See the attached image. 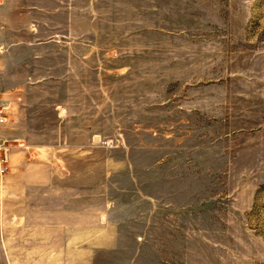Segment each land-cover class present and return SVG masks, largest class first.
I'll list each match as a JSON object with an SVG mask.
<instances>
[{"label":"rangeland","instance_id":"1","mask_svg":"<svg viewBox=\"0 0 264 264\" xmlns=\"http://www.w3.org/2000/svg\"><path fill=\"white\" fill-rule=\"evenodd\" d=\"M0 13L10 160L59 163L14 191L0 264H264V0Z\"/></svg>","mask_w":264,"mask_h":264},{"label":"crops","instance_id":"2","mask_svg":"<svg viewBox=\"0 0 264 264\" xmlns=\"http://www.w3.org/2000/svg\"><path fill=\"white\" fill-rule=\"evenodd\" d=\"M0 20H1V13H0ZM2 29L3 28L0 26L1 45H2L1 41L3 40V36H4ZM0 53H1V49H0ZM3 75H4V71L2 70L0 71V78L3 77ZM0 95L3 101H5V103L8 104L9 108H11L10 95L8 93L6 94V92H1ZM5 125L6 123L2 127V133L5 131L4 130L6 127ZM3 134L6 135L7 137L9 136L5 132ZM38 155L44 157V155H47V152L44 149H42L38 151ZM52 157L55 158V155H52ZM52 162L53 164H56L55 161ZM58 164H59L58 162L57 165H53V166L40 164L39 162L33 164L32 162L29 161H21V154H19L18 152L13 154L12 159L10 160L9 170L7 174L4 176L2 180H0V225L2 224L3 221L7 220V217L12 216L13 196H15L14 191H18L20 188L21 194L23 195L24 193H26L27 196L30 191V187H31L30 185L32 183V182L30 183V180L35 179L38 181L40 171L41 170L45 171L44 168H49V171L48 173H43L44 172L43 171L42 174H45L47 176L53 174L54 176L56 171L58 170ZM35 184L37 185L36 191L38 195L47 196L46 199L48 203L51 204L53 209H55V207L57 208L60 206L59 203H57L58 201L57 198L60 196L59 186L52 185V188L47 189L48 191L45 192L46 188L44 187V185H42L43 183L41 184L39 182L38 183L35 182ZM2 237H4L5 239L9 237V233L7 232V230L0 229V240ZM5 250L7 252V246L5 247Z\"/></svg>","mask_w":264,"mask_h":264},{"label":"built area","instance_id":"3","mask_svg":"<svg viewBox=\"0 0 264 264\" xmlns=\"http://www.w3.org/2000/svg\"><path fill=\"white\" fill-rule=\"evenodd\" d=\"M9 106L0 95V180L4 178L9 170L10 164V144L9 137L2 133V127L7 121Z\"/></svg>","mask_w":264,"mask_h":264}]
</instances>
